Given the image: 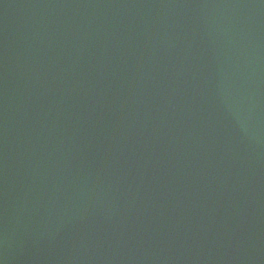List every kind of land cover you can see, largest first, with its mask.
I'll list each match as a JSON object with an SVG mask.
<instances>
[{
	"label": "water",
	"instance_id": "1",
	"mask_svg": "<svg viewBox=\"0 0 264 264\" xmlns=\"http://www.w3.org/2000/svg\"><path fill=\"white\" fill-rule=\"evenodd\" d=\"M0 264H264V0H0Z\"/></svg>",
	"mask_w": 264,
	"mask_h": 264
}]
</instances>
